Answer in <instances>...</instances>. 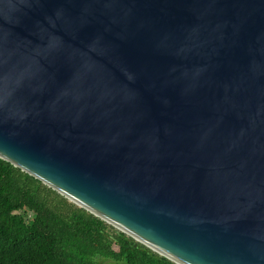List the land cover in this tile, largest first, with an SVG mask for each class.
<instances>
[{
  "label": "water",
  "instance_id": "1",
  "mask_svg": "<svg viewBox=\"0 0 264 264\" xmlns=\"http://www.w3.org/2000/svg\"><path fill=\"white\" fill-rule=\"evenodd\" d=\"M0 157L176 264H264V0H0Z\"/></svg>",
  "mask_w": 264,
  "mask_h": 264
},
{
  "label": "trees",
  "instance_id": "2",
  "mask_svg": "<svg viewBox=\"0 0 264 264\" xmlns=\"http://www.w3.org/2000/svg\"><path fill=\"white\" fill-rule=\"evenodd\" d=\"M176 264L0 157V264Z\"/></svg>",
  "mask_w": 264,
  "mask_h": 264
},
{
  "label": "rangeland",
  "instance_id": "3",
  "mask_svg": "<svg viewBox=\"0 0 264 264\" xmlns=\"http://www.w3.org/2000/svg\"><path fill=\"white\" fill-rule=\"evenodd\" d=\"M99 261L101 264H125L123 262H115L109 259H100Z\"/></svg>",
  "mask_w": 264,
  "mask_h": 264
}]
</instances>
